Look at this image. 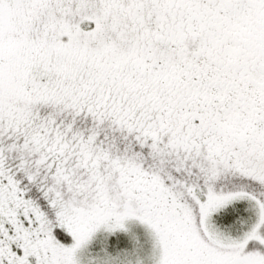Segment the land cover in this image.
<instances>
[{"label": "snow or ice", "instance_id": "snow-or-ice-1", "mask_svg": "<svg viewBox=\"0 0 264 264\" xmlns=\"http://www.w3.org/2000/svg\"><path fill=\"white\" fill-rule=\"evenodd\" d=\"M0 264H264V0H0Z\"/></svg>", "mask_w": 264, "mask_h": 264}]
</instances>
